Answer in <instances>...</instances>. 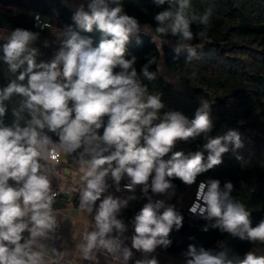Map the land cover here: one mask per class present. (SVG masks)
<instances>
[{"label":"clouds","instance_id":"clouds-1","mask_svg":"<svg viewBox=\"0 0 264 264\" xmlns=\"http://www.w3.org/2000/svg\"><path fill=\"white\" fill-rule=\"evenodd\" d=\"M153 2L157 7L167 5L154 16V32L151 25L141 26L135 17L126 14L121 0H88L87 10L81 4L73 15L75 27L54 30V39L43 41L45 48L54 46L53 57L47 62H37L40 51L34 45L40 39L39 32L0 29V40L7 41L0 46V61L15 74V79L0 88V264H44L45 245L41 241L51 238L58 223L53 210L57 193L52 190L49 169L41 161L54 160L55 154L79 151L84 182L79 209L86 214L95 212L93 230L83 234L78 252L94 264H98L97 252L111 255L118 264H127L132 249L151 253L157 246L166 248L171 244L167 237L173 227H182V215L173 206H166L164 200L152 201L149 189L170 196L174 189L172 178L191 185L199 174L222 163L230 145L232 151L244 147L241 134L230 129L207 138L202 150L190 156L174 152L168 160L162 159L176 141L195 139L212 130L210 106L203 102L191 120L179 111L161 115L165 105L160 95L149 93L135 68L137 58H125L126 46L131 36L143 31L161 49L166 42L161 38L170 35L177 37L175 52L187 50V59H191L196 49L190 43L194 39L190 26L197 21L208 25L212 9L198 14L191 0ZM94 28L102 34L96 46L81 35ZM198 35L205 36L206 30ZM152 64H157L156 72L149 71ZM160 70L157 58L151 57L141 74L153 81ZM13 95L24 98L21 111L30 116L26 126L18 121L11 127L3 124L5 101ZM106 115L105 126L102 118ZM155 120L160 122L154 125ZM101 127L102 135L98 134ZM45 128L59 137L58 142L43 131ZM141 138L144 146H139ZM125 177L126 190L134 193L140 186L148 197V203L134 217L131 248L121 239L127 228L118 215L136 196L121 199L104 195L108 179L120 191ZM10 179L15 181V187L9 184ZM232 191L231 182H226L223 189L219 180L202 182L198 202L190 211L214 220L212 227L221 232L264 243V220L252 227L251 212L232 198ZM114 230L118 235H111ZM25 231L28 238L22 235ZM186 257L187 264H264V255L248 252L241 258L195 245L188 246ZM136 264L158 262L153 258L137 260Z\"/></svg>","mask_w":264,"mask_h":264},{"label":"trees","instance_id":"trees-1","mask_svg":"<svg viewBox=\"0 0 264 264\" xmlns=\"http://www.w3.org/2000/svg\"><path fill=\"white\" fill-rule=\"evenodd\" d=\"M121 2L126 14L135 17L142 26L151 25L153 32L157 27L155 14L167 7H157L153 0ZM191 5L198 14L212 9L208 25H201L197 21L190 26L194 33V39L190 42L196 49L194 57L187 59V50H181L179 54L175 52L177 37H162L161 39L171 40L172 43H164L158 49L151 42V35L140 32L130 37L125 58H137L135 68L142 82L147 85L150 94H159L165 105L161 115L167 111H179L191 120L203 102L210 106L212 130L201 133L195 139L176 141L171 151L162 159L168 160L174 152H183L186 157L190 156L202 150L207 138L223 135L230 129L237 130L243 140V148L232 151L230 145V150L222 156V163L199 174L193 184L187 185L178 178H172L174 189L171 190L169 203L172 205L177 201H190L191 199L186 200L181 196L191 188L194 190L200 180H219L221 189L226 182H231L232 198L243 203L251 212L250 219H253V227H256L264 220V0H191ZM76 10L77 8H72L61 0H0V29L10 32L15 28H23L39 32L40 39L34 45L40 51L37 62H47L53 57L54 46L45 48L43 41L53 40L54 31L35 26V13L40 12L52 20L55 19L64 27H75L73 15ZM204 30L206 35L199 36L198 33ZM81 35L90 38L93 46L98 45L102 37L95 28L90 33L81 32ZM6 42L0 40V46ZM151 57H156L158 64L164 58L167 68L176 77V82L165 79L160 71L153 81L143 78L141 69ZM149 71L156 72L157 64L150 65ZM13 79L15 74L9 72L7 65L0 61V88L7 86ZM177 82H180V86L176 85ZM23 99L13 95L10 100L5 101L7 110L3 117L4 126L11 127L17 121L22 127L26 126L30 116L27 111H21ZM69 103L71 106V102ZM102 119L106 126L108 116ZM159 122L155 120L153 124ZM103 130L101 127L98 134L102 135ZM43 131L54 142H58L59 137L55 133L47 128ZM144 145L141 138L139 146ZM64 154L63 158L69 164L80 165L79 151ZM204 156L203 162L206 163L207 152ZM125 181L128 182L127 178ZM134 193V206L128 205L118 216H132L134 209L142 208L147 203L140 186H137ZM99 203L97 201L96 205ZM179 214L183 217L182 227L179 230L173 227L167 237L171 244L166 248L174 253L187 252L189 245H195L198 249L203 247L217 252L226 251L243 258L255 246L264 244L221 232L212 227L214 220H206L200 215L190 217L185 213ZM220 244L223 246L218 248Z\"/></svg>","mask_w":264,"mask_h":264},{"label":"crops","instance_id":"crops-1","mask_svg":"<svg viewBox=\"0 0 264 264\" xmlns=\"http://www.w3.org/2000/svg\"><path fill=\"white\" fill-rule=\"evenodd\" d=\"M66 4L72 8H78L81 4H84L85 9L87 10V5L81 0H66ZM78 167L82 171L81 166L79 165ZM9 184L13 187L16 186V183L11 179L9 180ZM127 191L128 190L121 189V187L120 191H117L115 188V194L113 197L123 199L130 195H135L133 192L128 194L129 192ZM111 194L112 191L107 195ZM116 194H120L119 196L121 197L118 195L115 196ZM122 194L124 197H122ZM59 200L65 202L67 207L53 209L54 215L57 218L58 227L54 233L50 234L51 238L41 241V243L45 245L43 253L54 260H68L75 264H94L93 261L83 259L82 255L77 250V245L82 242V236L84 233L93 230L92 225L95 223V212L92 214L82 213L79 209V200L73 202L71 197L67 199L61 196ZM134 201L135 200L129 201L128 205L131 207L134 206ZM121 211L124 212V209ZM118 219H121L127 228L121 239L124 241L125 246L131 248V237L135 234L133 224L134 218L133 216L122 215L118 216ZM22 235L24 238H28L29 233L25 231ZM111 235L116 236L118 233L114 230ZM222 246L223 244H220L218 248H221ZM251 252L257 255H264V244L255 246ZM132 253L133 255L127 264H136L137 260L153 258L157 260L158 264H187L186 251L174 253L162 245L157 246L151 253H143L136 249H132ZM96 259L98 264H118V262L113 260L111 255L104 252H97Z\"/></svg>","mask_w":264,"mask_h":264},{"label":"built area","instance_id":"built-area-1","mask_svg":"<svg viewBox=\"0 0 264 264\" xmlns=\"http://www.w3.org/2000/svg\"><path fill=\"white\" fill-rule=\"evenodd\" d=\"M63 3H66V0H61ZM83 3L87 5L88 0H81ZM34 24L35 26L44 29V28H50L54 31V23L53 20L49 17H46L40 12H36L34 15ZM142 26V25H141ZM143 32V31H141ZM64 153H58L55 154L56 158L54 160H48V161H41V163L45 164V166L49 169L48 175L51 179V187L52 190L57 193L56 198L59 199L63 193H68L71 198L77 196L78 200H80L81 190L83 187L84 182L81 180L82 171L79 169L78 165L75 164H69L64 158ZM126 177L121 180L120 185L123 189L124 185L127 183L125 181ZM207 180H200L195 189L193 196L190 201L187 203H182L180 201L175 202L174 204H170L168 200L163 198L160 195H156L154 193L149 192L148 197H151L152 201L157 200H164L166 206H173L176 212L178 213H185L186 215L190 217H196L199 216L198 213H193L190 211V209L194 206L195 203L198 202L197 200V193L198 188L202 182H206ZM109 187L106 193L104 195L109 194L113 188L115 187L114 183L111 181V179H108L107 181ZM147 203H148V197L144 196ZM199 203L202 204V201H199ZM141 210V208H136L133 211V218L135 215ZM163 211V209H161ZM22 242V241H21ZM211 251L213 253H218L215 250ZM229 256H233L232 254L228 253ZM43 259L44 264H75L68 260H54L43 253Z\"/></svg>","mask_w":264,"mask_h":264},{"label":"rangeland","instance_id":"rangeland-1","mask_svg":"<svg viewBox=\"0 0 264 264\" xmlns=\"http://www.w3.org/2000/svg\"><path fill=\"white\" fill-rule=\"evenodd\" d=\"M53 23H54V26H55L54 30H57V29L62 30V29H64L63 25L60 22L56 21L55 19L53 20ZM7 32L5 34H7ZM165 43L171 44L172 41L171 40H167ZM159 65H161L160 72L165 77V79H167V80H169V81H171L173 83L176 82V77L167 68V66L165 64V59L164 58L161 59ZM176 85L177 86H180V82H177ZM64 156H65V154H64ZM120 187H121V189H123L121 185H120ZM115 188H116V186L112 190V194H111L112 196L115 194ZM124 190H126V189H124ZM193 191L194 190L192 188L189 189L186 193H183L182 194L181 198H186V200L191 199V197L193 196ZM127 192H129L128 194H130V191H127ZM117 195L119 196L120 194H116L115 196H117ZM156 195H160L163 198H165L166 200H168L170 198V196H171V195L169 196L167 194H156ZM119 197H121V196H119ZM122 197H124L123 194H122Z\"/></svg>","mask_w":264,"mask_h":264},{"label":"water","instance_id":"water-1","mask_svg":"<svg viewBox=\"0 0 264 264\" xmlns=\"http://www.w3.org/2000/svg\"><path fill=\"white\" fill-rule=\"evenodd\" d=\"M13 181V180H12ZM15 182V181H14ZM62 197H65V198H67V199H69L70 198V196H69V194L68 193H63L62 194ZM72 201L73 202H77L78 201V198H77V196H75V197H73L72 198ZM65 207H67V204L65 203V202H63V201H61V200H59V199H55V202H54V204H53V209H60V208H65ZM251 220V226L253 227V219H250Z\"/></svg>","mask_w":264,"mask_h":264}]
</instances>
